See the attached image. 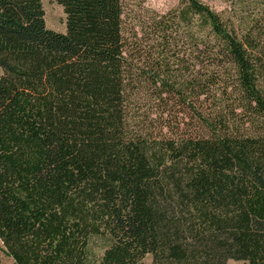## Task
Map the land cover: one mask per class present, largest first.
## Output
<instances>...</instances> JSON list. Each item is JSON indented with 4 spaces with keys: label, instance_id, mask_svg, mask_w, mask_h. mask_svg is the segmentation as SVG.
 Listing matches in <instances>:
<instances>
[{
    "label": "trees",
    "instance_id": "16d2710c",
    "mask_svg": "<svg viewBox=\"0 0 264 264\" xmlns=\"http://www.w3.org/2000/svg\"><path fill=\"white\" fill-rule=\"evenodd\" d=\"M0 0L10 264H264V0Z\"/></svg>",
    "mask_w": 264,
    "mask_h": 264
},
{
    "label": "rangeland",
    "instance_id": "374dc122",
    "mask_svg": "<svg viewBox=\"0 0 264 264\" xmlns=\"http://www.w3.org/2000/svg\"><path fill=\"white\" fill-rule=\"evenodd\" d=\"M208 4L213 10L223 16H238L248 10L241 9L237 0H201ZM45 11V23L48 28L56 31H65V14L62 6L56 0H41ZM181 0H128L124 16L126 26L129 30H134L138 34L141 32V25L148 14H162L168 10L180 6ZM149 255L138 264H149ZM10 258L5 254L0 242V264H10ZM227 264H241L238 261L229 260Z\"/></svg>",
    "mask_w": 264,
    "mask_h": 264
}]
</instances>
